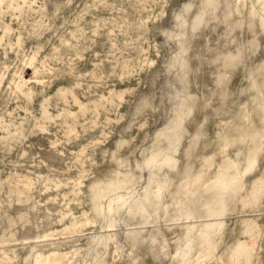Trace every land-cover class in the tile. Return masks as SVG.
I'll return each mask as SVG.
<instances>
[{
  "label": "rangeland",
  "instance_id": "374dc122",
  "mask_svg": "<svg viewBox=\"0 0 264 264\" xmlns=\"http://www.w3.org/2000/svg\"><path fill=\"white\" fill-rule=\"evenodd\" d=\"M27 1L0 5V264H264V0Z\"/></svg>",
  "mask_w": 264,
  "mask_h": 264
},
{
  "label": "bare ground",
  "instance_id": "6f19581e",
  "mask_svg": "<svg viewBox=\"0 0 264 264\" xmlns=\"http://www.w3.org/2000/svg\"><path fill=\"white\" fill-rule=\"evenodd\" d=\"M7 2L8 3V7H13V8H15V9H21V7L24 5V4H26L28 1L27 0H0V5L2 4V3H5V2ZM18 1H20V3L18 2ZM6 28V27H5ZM8 28V27H7ZM6 28V29H7ZM8 31V30H7ZM3 36V35H2ZM1 38V37H0ZM3 38H1V40H2ZM0 40V41H1ZM33 58V57H32ZM236 58V56H234V55H231L230 56V61L231 62H233V60ZM11 82V81H10ZM13 82V81H12ZM22 82V81H21ZM23 83V82H22ZM21 83V84H22ZM18 84V83H17ZM20 85V84H19ZM18 87H16V89H17ZM20 88V87H19ZM60 88V87H59ZM58 89V88H57ZM20 90H21V88H20ZM123 90H125V89H123ZM35 91V90H34ZM60 91V90H59ZM58 91V92H59ZM28 92H30V90L28 91ZM27 92V93H28ZM63 92V91H62ZM123 92H125V91H123ZM122 92V93H123ZM24 93V92H23ZM35 93V92H34ZM55 93V92H54ZM65 93V92H64ZM72 93V92H71ZM59 94H60V92H59ZM73 94V93H72ZM35 95V94H34ZM50 95V94H49ZM52 95V94H51ZM65 95V94H64ZM75 95V94H74ZM117 95V94H116ZM63 95H61V97H62ZM73 96V95H72ZM26 97H27V95H26ZM30 97V96H29ZM29 97H27V98H29ZM50 97V96H49ZM103 97H105V96H103L102 95V97L101 98H103ZM120 97V96H119ZM63 98H65V96L63 97ZM111 98V97H110ZM118 98V97H117ZM31 99V98H30ZM45 99V98H44ZM47 99V98H46ZM105 99H106V97H105ZM74 100H75V97H74ZM119 100V99H118ZM47 101V100H46ZM47 102H49V101H47ZM77 102H78V99H77ZM81 102V101H80ZM95 102V101H94ZM41 104V103H40ZM45 103L43 102L42 104H41V114H40V117L42 116V117H44V118H47L48 117V114H47V111H46V108H45V105H44ZM47 104V103H46ZM49 104V103H48ZM49 106V105H48ZM80 107V106H79ZM182 107L183 108H185L186 107V105H185V103H184V101H182ZM80 109V108H79ZM85 109V108H84ZM84 109H83V111H84ZM82 111V112H83ZM68 112V111H67ZM73 112V111H72ZM59 113L60 112H58V115H59ZM68 114V113H67ZM70 114V113H69ZM74 114H75V112H74ZM73 114V115H74ZM71 115V114H70ZM40 117H39V119H40ZM50 117V116H49ZM55 117V116H54ZM57 117V116H56ZM59 117V116H58ZM44 118H43V121H44ZM36 120V119H35ZM34 120V121H35ZM53 120V119H52ZM175 123H174V125L173 126H171V127H168V128H166V129H162L160 132L161 133H163L164 135H166V137H168V136H173L174 137V139H173V137H172V142H175L176 140H178V130L180 129V128H182V124H181V113H177V115H176V117H175ZM33 121V122H34ZM38 121V120H37ZM47 121V120H46ZM51 121V120H50ZM38 123V122H37ZM48 123V122H47ZM21 124V123H20ZM45 124V123H44ZM39 125V124H38ZM40 125H42L43 126V124H40ZM47 126V125H46ZM41 130H44V129H41ZM169 138V137H168ZM171 139V138H170ZM157 149V148H156ZM156 149H154L153 150V152H155L156 151ZM165 159L166 160H171L172 159V157L171 156H169V155H165ZM230 166H234V163H232V162H230ZM124 180H119L118 182H117V184H116V189H119V188H122L123 186H124ZM103 189L104 188H100V191H103ZM126 194H122V193H117V194H115L113 197H111L110 199H109V202H108V211L109 212H111V211H113L114 210V206H115V203H118V202H126ZM139 210H141V211H144V207H143V205L140 203L139 205H135ZM133 208V206H131L130 207V210ZM76 223V221L75 220H73L72 222H71V224L73 225V224H75ZM69 254V253H68ZM53 255L55 256V257H57L58 256V258L59 259H61V258H65V254H57V253H53ZM58 258H55V259H50V256H45V257H37V262H39V263H43V264H49V263H53V264H62V262L58 259ZM67 263V262H66Z\"/></svg>",
  "mask_w": 264,
  "mask_h": 264
}]
</instances>
